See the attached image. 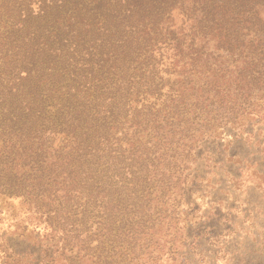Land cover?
<instances>
[{
    "label": "trees",
    "instance_id": "obj_1",
    "mask_svg": "<svg viewBox=\"0 0 264 264\" xmlns=\"http://www.w3.org/2000/svg\"><path fill=\"white\" fill-rule=\"evenodd\" d=\"M195 1L204 3L202 12L210 16L218 7L223 14L254 9L262 0ZM156 3L0 0V185L9 195L27 198L30 187L52 186L58 179L84 184L90 194L82 214L98 220L92 233L98 235L103 264H141L137 250L159 240L163 221L164 231L173 230L176 237L184 228L176 215L181 199L201 186L198 179L208 177L189 171L204 139L186 135L174 142L179 132L167 129L173 123L164 125V144L149 147L147 141L143 150L133 143L127 153L121 142L113 148L110 141L120 138L117 123L128 119L123 78L132 54L146 30L160 24L159 15L150 12L152 4L159 9ZM198 120L194 135L215 132L205 119ZM189 121L184 132L194 126ZM131 127H124L127 134ZM213 155L208 148V158ZM70 192L56 207L72 218ZM36 197L49 198L42 192ZM64 204L70 206L66 211ZM163 210L164 218L154 219ZM69 232L71 237L82 233L74 222Z\"/></svg>",
    "mask_w": 264,
    "mask_h": 264
},
{
    "label": "rangeland",
    "instance_id": "obj_2",
    "mask_svg": "<svg viewBox=\"0 0 264 264\" xmlns=\"http://www.w3.org/2000/svg\"><path fill=\"white\" fill-rule=\"evenodd\" d=\"M156 2L159 9L152 4L150 12L160 24L150 23L132 54L123 78L128 119L117 123L120 138L110 141L113 148L121 142L127 153L133 143L143 150L147 141L149 147L164 144V125L173 123L167 129L179 132L174 142L186 135L204 139L189 171L208 177L181 199L176 215L184 228L177 243L163 221L159 240L137 250L141 264H264V0L229 14L218 7L210 16L195 0ZM198 119L215 132L194 135ZM189 120L194 126L184 132ZM124 127H131L129 134ZM63 181L30 187L27 198L9 195L0 185V264H103L92 233L98 220L82 214L90 193L82 183ZM69 190L73 205L64 209H76L72 218L56 207ZM38 192L49 198L41 202ZM165 215L163 210L154 219ZM73 222L82 233L71 237Z\"/></svg>",
    "mask_w": 264,
    "mask_h": 264
}]
</instances>
